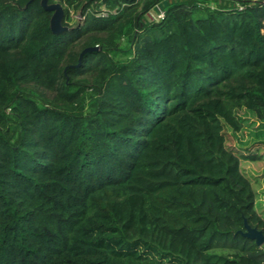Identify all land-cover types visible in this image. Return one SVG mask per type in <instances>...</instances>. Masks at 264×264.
<instances>
[{"label": "trees", "instance_id": "16d2710c", "mask_svg": "<svg viewBox=\"0 0 264 264\" xmlns=\"http://www.w3.org/2000/svg\"><path fill=\"white\" fill-rule=\"evenodd\" d=\"M163 1L0 0V264H264L209 110L264 130V0Z\"/></svg>", "mask_w": 264, "mask_h": 264}, {"label": "rangeland", "instance_id": "374dc122", "mask_svg": "<svg viewBox=\"0 0 264 264\" xmlns=\"http://www.w3.org/2000/svg\"><path fill=\"white\" fill-rule=\"evenodd\" d=\"M191 0H169V2ZM221 0H210L206 5L215 6ZM60 3V2H58ZM164 11V10H163ZM163 11L157 13L154 9L147 15V19L159 21ZM72 20L70 25L81 24L85 16L80 10L71 9ZM47 95L53 96L47 92ZM212 116V127L224 142L233 148L242 159L244 171L252 178L254 187L258 192V206L264 210V130L255 127L239 126L227 117L220 103L215 102L209 106Z\"/></svg>", "mask_w": 264, "mask_h": 264}, {"label": "water", "instance_id": "95a60500", "mask_svg": "<svg viewBox=\"0 0 264 264\" xmlns=\"http://www.w3.org/2000/svg\"><path fill=\"white\" fill-rule=\"evenodd\" d=\"M43 6L49 10L53 11V15L51 18V29L54 33H60L62 31L67 30V27L62 24L63 16H64V10L60 3H48V0H42ZM169 4L168 0H164L163 3L158 4L154 7V10L159 13L164 10V8ZM97 47H87L85 48L81 54L80 57L85 52H92L96 51ZM245 230H239L238 233L243 235L244 237L250 238L252 240H255L256 244L261 246L264 243V234L261 230L257 229L256 227H252L247 220L244 221Z\"/></svg>", "mask_w": 264, "mask_h": 264}, {"label": "built area", "instance_id": "2783aa9c", "mask_svg": "<svg viewBox=\"0 0 264 264\" xmlns=\"http://www.w3.org/2000/svg\"><path fill=\"white\" fill-rule=\"evenodd\" d=\"M162 16H163V13H162Z\"/></svg>", "mask_w": 264, "mask_h": 264}]
</instances>
